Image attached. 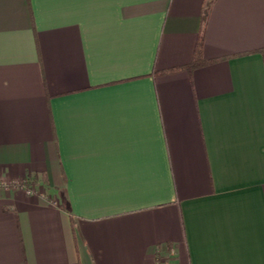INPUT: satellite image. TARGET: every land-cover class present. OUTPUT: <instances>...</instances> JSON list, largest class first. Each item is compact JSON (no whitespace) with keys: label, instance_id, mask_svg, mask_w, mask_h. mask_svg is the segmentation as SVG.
Segmentation results:
<instances>
[{"label":"crops","instance_id":"1","mask_svg":"<svg viewBox=\"0 0 264 264\" xmlns=\"http://www.w3.org/2000/svg\"><path fill=\"white\" fill-rule=\"evenodd\" d=\"M199 35L216 60L162 72ZM26 176L0 264H264V0H0V178Z\"/></svg>","mask_w":264,"mask_h":264},{"label":"trees","instance_id":"2","mask_svg":"<svg viewBox=\"0 0 264 264\" xmlns=\"http://www.w3.org/2000/svg\"><path fill=\"white\" fill-rule=\"evenodd\" d=\"M206 13H203V15L201 16L202 20L204 21L206 18ZM202 45H203V40H202V36L199 35V37L197 38L194 50H193V54L191 57V60L189 61V63L187 65L181 66V67H175L172 69H168L162 72H168V73H175V72H179L181 70H186L187 72H191L192 70L199 68L201 66H204L206 64H209L213 61H215L216 59H212V60H205L202 57Z\"/></svg>","mask_w":264,"mask_h":264},{"label":"built area","instance_id":"3","mask_svg":"<svg viewBox=\"0 0 264 264\" xmlns=\"http://www.w3.org/2000/svg\"><path fill=\"white\" fill-rule=\"evenodd\" d=\"M18 188V189H22L27 195H32L34 194L37 189L36 186L34 185L33 180L31 179V177L26 176L22 179L16 180V181H7L4 178H0V189H9V188ZM56 202H54L53 204H55Z\"/></svg>","mask_w":264,"mask_h":264}]
</instances>
